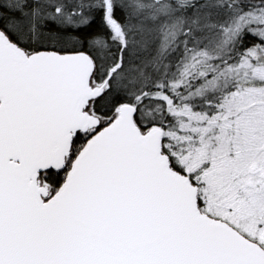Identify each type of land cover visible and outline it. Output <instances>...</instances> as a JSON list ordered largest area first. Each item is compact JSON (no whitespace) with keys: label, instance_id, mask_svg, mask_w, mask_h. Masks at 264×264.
<instances>
[{"label":"snow or ice","instance_id":"obj_1","mask_svg":"<svg viewBox=\"0 0 264 264\" xmlns=\"http://www.w3.org/2000/svg\"><path fill=\"white\" fill-rule=\"evenodd\" d=\"M0 264H264V0H0Z\"/></svg>","mask_w":264,"mask_h":264}]
</instances>
